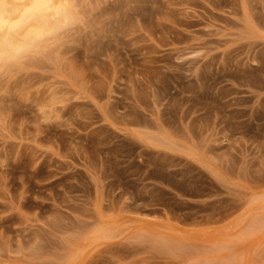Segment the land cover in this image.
<instances>
[{
	"label": "rangeland",
	"instance_id": "1",
	"mask_svg": "<svg viewBox=\"0 0 264 264\" xmlns=\"http://www.w3.org/2000/svg\"><path fill=\"white\" fill-rule=\"evenodd\" d=\"M68 2L0 59V264H264V0Z\"/></svg>",
	"mask_w": 264,
	"mask_h": 264
},
{
	"label": "clouds",
	"instance_id": "2",
	"mask_svg": "<svg viewBox=\"0 0 264 264\" xmlns=\"http://www.w3.org/2000/svg\"><path fill=\"white\" fill-rule=\"evenodd\" d=\"M72 5L68 0H32V3L22 6L14 3H3V12L6 23L4 27L9 34H19L26 25L40 16L51 15L52 19L58 17L69 18L71 15ZM49 33L42 32L39 29H30L27 33L20 37L22 41H31L35 43L36 40L41 39L44 35ZM29 44L21 43L18 46H12L13 51L19 53L24 51Z\"/></svg>",
	"mask_w": 264,
	"mask_h": 264
},
{
	"label": "bare ground",
	"instance_id": "3",
	"mask_svg": "<svg viewBox=\"0 0 264 264\" xmlns=\"http://www.w3.org/2000/svg\"><path fill=\"white\" fill-rule=\"evenodd\" d=\"M16 1L21 2V0H0V59L11 54H16V52L13 51V48L10 47V45L18 46L21 43L31 45L32 44L31 41H22L20 39V37L23 36L25 33H27L30 29H39L42 32H47L51 28L52 18L51 15L49 14L47 16L37 17L35 20L30 22L28 25H26L25 28L18 35L15 33L9 34L7 29L4 27L6 21L3 12V3H14ZM23 1L25 3L18 5L26 6L32 3V0H23Z\"/></svg>",
	"mask_w": 264,
	"mask_h": 264
}]
</instances>
